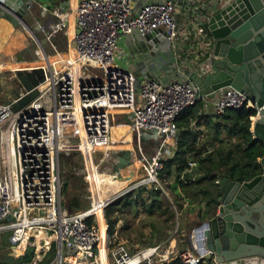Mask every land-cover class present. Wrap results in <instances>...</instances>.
I'll use <instances>...</instances> for the list:
<instances>
[{"label":"built area","instance_id":"built-area-1","mask_svg":"<svg viewBox=\"0 0 264 264\" xmlns=\"http://www.w3.org/2000/svg\"><path fill=\"white\" fill-rule=\"evenodd\" d=\"M49 3L39 0L37 6H30L35 5L40 15L55 20L46 29L39 26L45 30L46 41L67 27L64 3L52 7ZM206 8L205 0L193 5L189 0H163L134 12V0H78L73 10L72 38L78 83L74 82L73 64L57 69L45 63L42 49L35 46L34 55L44 71V80L35 87L37 97L24 108L13 110L12 105L27 94L16 84L14 91L19 97L13 95L8 103L0 102V235H7L12 252L20 249L16 259L31 248L32 257L24 264H39L55 247V264H98L100 237L94 225L95 204L75 212L61 206L59 160L70 152L64 146L71 140L60 135L62 119L71 117L80 125L86 145L102 149L111 144L115 114H127L132 142L135 139L147 168L132 189L150 187L164 193L159 173L167 158L165 150L173 148L167 140H177V119L185 109L209 103L215 117L243 107L255 110L238 90L223 87L210 97L189 80L191 74L205 78L213 73L212 38L202 11ZM177 9H183L181 20L176 18ZM157 30L164 31L174 63L164 74L137 81L123 60L121 44L128 36ZM91 90L96 93L89 95ZM109 110L121 112L110 114ZM255 117H249L250 125ZM150 131H156L162 139L148 160L139 139L143 132ZM110 154L108 150L100 161ZM195 167L196 163L188 162L186 171ZM109 203L110 198L104 200L101 211ZM106 236L109 264H168L175 258L182 264H221L209 252L186 249L176 253L170 246H151L131 253L114 239L115 235Z\"/></svg>","mask_w":264,"mask_h":264},{"label":"water","instance_id":"water-1","mask_svg":"<svg viewBox=\"0 0 264 264\" xmlns=\"http://www.w3.org/2000/svg\"><path fill=\"white\" fill-rule=\"evenodd\" d=\"M198 1L189 0V5ZM38 2L0 0V20H5L12 27V33L19 30L32 40L31 45L16 54L18 61H35L32 47L42 49V33L38 32L37 27L28 25L31 19L29 7L33 3L37 6ZM205 3L207 8L202 11L212 38L213 73L205 78L191 74L189 80L210 97L213 91L223 87L244 93L255 109L256 117L250 125V133L264 149V0H205ZM156 39L163 43L166 58L162 57L161 67L157 70H141L135 65L137 74L147 77L157 75L174 63V55L163 30L138 38L142 53L146 55L154 51L150 44ZM15 76L17 85L27 92L12 105L13 110L18 111L37 97L35 87L44 80V71L42 68L29 72L16 71ZM13 95L19 97L14 90ZM8 102L6 100L4 103ZM161 139L162 136L156 131H150L143 132L139 141L140 144L142 140L157 143ZM133 144V150L113 151L116 157L111 165L114 175L119 176L123 169L142 159L135 141ZM105 163L101 162V165ZM258 163L257 172L248 181L236 182L227 177L218 181L220 196L213 213L187 235L194 252H209L221 264H246L247 260L253 258L264 260V154Z\"/></svg>","mask_w":264,"mask_h":264},{"label":"crops","instance_id":"crops-1","mask_svg":"<svg viewBox=\"0 0 264 264\" xmlns=\"http://www.w3.org/2000/svg\"><path fill=\"white\" fill-rule=\"evenodd\" d=\"M49 5L57 6L59 3H64L66 13L71 11V7H75L78 0H49ZM163 0H134V12H137L142 6L148 5V4H157L161 3ZM35 7V6H34ZM33 6L29 8V12L31 14V10L34 8ZM73 11V10H72ZM182 13L183 9H177V19H182ZM38 19H35L31 14V19L28 25L30 27H37V30L39 33H42L41 44H42V51L44 53V59L45 63L54 64L55 66H61L59 69H63L64 66L69 64V60H67V56L69 53V49H72L74 51L73 47V34H74V24L69 25V21L67 19V27L65 30H61L59 33L52 36L50 41H46L45 35L43 33V30L38 27V25L41 23L44 29L50 24L54 23V18H52L50 15L42 16L39 14L38 11ZM5 22V21H4ZM6 26V23H4ZM4 25L0 27V46L3 44V40L7 39V27ZM15 30L13 33H15ZM21 35L17 39V44L19 45V49H17L14 52V56L16 57V54L22 50L25 47L26 37L23 35L21 31H19ZM27 37L30 36L27 35ZM40 37V36H39ZM140 36H128L123 43L121 44L120 49L122 50L123 54V60L127 66L131 68L133 71V74L135 75L137 81L146 77L141 74H137L135 72V65L137 68L144 70L146 68H153L155 70L160 69L161 67V59L164 57L165 52L163 49V43H161V40L156 39L153 41L150 45L154 51L147 52L146 55L142 53V46L140 42L138 41V38ZM31 40V39H30ZM32 42V40H31ZM35 49V48H34ZM33 50V49H32ZM34 51V50H33ZM152 52V53H151ZM7 60H11L10 58L5 57ZM166 58V57H164ZM4 56L0 53V61H3ZM142 61V64L140 62ZM6 62L0 63V102H6V100H9L11 97H13V90L16 86L15 81V72L16 71H27L32 68H39L42 65V62H39L36 58L35 61H21L22 66L24 65L26 69H17L16 71H12L11 67L16 64H12L7 66L5 64ZM19 64V63H18ZM20 68V64H19ZM75 72V71H74ZM164 70L159 73L164 74ZM75 83L79 82V73L75 72ZM158 75V74H157ZM10 85V91L8 89H4V86ZM12 86V87H11ZM77 99V95H76ZM75 104L77 105L78 102L76 101ZM110 114H115L121 112L120 110H109ZM191 117L186 121L183 122L179 128L178 131V138L176 141L172 142L170 139L167 141L173 145V148H168L166 151L167 157L170 155L173 156V154L178 151L176 150L177 146L183 145L184 139L189 138L186 140L189 141L191 137L195 136L196 139L194 141L195 148L199 149L201 151L200 158H204L206 154L213 152L217 147L218 143L214 142V138L216 136V132L212 129V124L219 123L221 124L220 127V136L224 140L222 145H225L227 142V136L225 133V130L223 129V120L220 119H214V115L212 113V108L209 103L207 104H199L195 106L191 111ZM76 117H78L79 112L76 111ZM120 115H126L127 114H120ZM115 120V119H114ZM76 130L79 134L80 141L74 142L70 140V144H62L64 147H71L72 149L79 147L82 151V154L84 155V160L86 164V169L90 172V192L92 191L95 202H104V200L109 199L110 197V203L116 204L115 208L116 211L114 212V217H116V223L114 232L111 235L117 242L124 243L129 249L131 253H136L144 248H148L151 246H170L173 247L175 252H181L186 249H191L189 246V242L187 241V235L189 232L195 228L200 223L206 221L207 215H210L213 213L215 206L209 205L208 202H206L205 199H203L200 194H198V188H196L194 185L189 188V190L185 191L187 194L183 193L177 183L174 181V171L171 172L170 177L167 178L166 184L167 188L164 189L163 192L159 191H153L150 187H136L132 189V187L138 182L137 180L144 177L141 175L140 172V164L141 160H138L134 165L133 168L129 169V167L126 168L127 173L124 177L123 175L114 176V174L109 173H102L98 169L100 168L101 162L104 161H98V168H93V158L96 155V151H91L90 147L86 145L84 137L82 135L80 125L75 124ZM131 133L128 125H111L110 130V139L111 143H120V142H127L131 143L132 138L130 141H124L122 138L126 136V134ZM233 141V138L231 139ZM61 145V147H62ZM107 147V148H106ZM102 149H97L101 155L105 154L108 151V146H106ZM77 153V151H76ZM78 153H81L78 151ZM107 157V156H106ZM185 158L188 160V162H194V152L188 153ZM197 167V163H196ZM193 168L190 172L184 170L183 174L188 175L189 182H195L197 179L204 178L203 176H199L197 173V168ZM125 170V169H124ZM89 172H87V175L89 176ZM98 172L102 173L103 176H99L100 178H95L94 175L98 176ZM147 172V170H146ZM146 174V173H145ZM183 174H181L179 180H183L185 177H182ZM105 175H111L114 178H116L118 181H128L129 188L126 189L125 187H119V188H113L111 190H107V184ZM221 179V178H220ZM218 179V181L220 180ZM217 181V183H218ZM194 184V183H193ZM163 187V186H162ZM171 190V193H173L174 196V202H181V206L179 205L177 207V215H179V219L182 221V237L180 240H174L171 242L169 240V234H168V225H167V213L160 214L159 210L155 209L152 213H148L147 210H150L151 203L152 202H160L161 207L169 208L167 205L168 200L167 198V191ZM164 194V196H163ZM114 195V196H113ZM81 197V196H80ZM126 197L128 198V201H126ZM165 197V198H163ZM178 200V201H177ZM94 202V203H95ZM120 202H136L135 204L130 205L127 209H119V203ZM156 205V204H155ZM87 209V208H86ZM83 210V209H81ZM124 211L128 214V218L122 217ZM102 218L104 220V210L102 211ZM95 219V218H94ZM96 222V221H95ZM97 226L98 223L96 222ZM106 224V222H105ZM106 233H107V224H106ZM108 234V233H107ZM110 235L109 237L112 238ZM105 237L107 238L106 234ZM107 244V242H106ZM106 244L104 246V255L106 256ZM100 248V247H99ZM102 252V249L100 248V254ZM99 254V255H100ZM264 260L262 259H250L246 261V264H264ZM104 264H109L108 259L104 262ZM236 264V263H232Z\"/></svg>","mask_w":264,"mask_h":264},{"label":"trees","instance_id":"trees-1","mask_svg":"<svg viewBox=\"0 0 264 264\" xmlns=\"http://www.w3.org/2000/svg\"><path fill=\"white\" fill-rule=\"evenodd\" d=\"M199 105V104H198ZM197 106V105H195ZM189 107L185 109L177 119V125L181 126L183 122H186L190 117V111L195 107ZM254 116V111L246 109L245 107L239 110H228L222 116L214 117V119H222L223 129L225 130L227 142L222 145L224 140L220 136L221 124L213 123L212 129L216 132L214 142L218 143V147L211 153L206 154L204 158H200L201 151L194 146L195 136L191 137L189 141L184 139L183 145L177 146L173 156L170 155L163 161V168L159 173V182L166 189L168 186L166 180L170 177L171 172L174 171V181L177 183L181 191L187 194L185 191L189 190L192 185L198 188V194L208 202L209 205H216L217 198L220 196L218 179L227 177L231 181L244 182L251 179L259 168L258 160L263 156V146L252 138L250 133V120L249 117ZM116 125H129L128 116H118ZM233 138V141L231 140ZM194 152L193 161L197 163V173L199 176H203L202 179H197L195 182H189L188 175L183 174L185 169H188L187 159L185 156L188 153ZM181 174L185 177L183 180H179ZM90 177V172H89ZM107 190L113 188L125 187L128 185V181H118L111 175H105ZM194 183V184H193ZM65 189H67L65 187ZM65 191V190H64ZM126 201L128 198L126 197ZM136 202H120L119 209H127L130 205ZM148 213H152L155 209L159 210L160 214L167 213L169 216H173L168 208H162L160 202H152ZM156 204V205H155ZM88 202L82 201L79 195H72L65 193L64 204L61 203L63 208H66L70 212L85 207ZM116 204L108 205L104 209V220L107 224V233L112 235L115 228L116 217H114L112 209ZM96 222L100 228V219L97 218ZM90 224V222H88ZM105 235L101 239L100 248H104ZM32 257V249L28 248L23 256L17 261L20 263H27ZM168 264H182L179 258L173 259Z\"/></svg>","mask_w":264,"mask_h":264},{"label":"rangeland","instance_id":"rangeland-1","mask_svg":"<svg viewBox=\"0 0 264 264\" xmlns=\"http://www.w3.org/2000/svg\"><path fill=\"white\" fill-rule=\"evenodd\" d=\"M31 14L35 19L39 18L38 9L36 6L31 10ZM25 37H26L25 46L31 45V40L29 39V37H27L26 34H25ZM32 48L34 50L35 47H32ZM33 53H34V51H33ZM31 61H34V60H31ZM93 72L98 73L96 70L95 71L93 70ZM4 89L5 90L8 89L10 91V89H11L10 85H9V87L4 86ZM118 116H120V114H115V120L113 121V124H115L118 121ZM76 127L77 126L75 125V122L73 119H71V117L66 118V119H62L61 126H60V128H61L60 135L66 137V138L71 137L70 138L71 141L77 142L79 140V134L76 130ZM134 141H135V139H133V142ZM132 146L134 147L135 144H133ZM158 146H159V142L156 143L155 141L142 140L141 148H142V152L144 154V157H146L149 160V158L157 152ZM69 151L70 152H67V154L65 156H61V158L59 160L61 183H62L61 203L64 204L65 193L72 194V195H79V197L81 196L80 198L82 201L88 202V205L85 207L80 206V208H77L74 211H79L81 209H86V208L89 209L91 206V203L95 202L94 201L95 198H94L92 191L90 192V187H91L90 186V180H89V176L87 175V172L84 169L83 155L81 153H78V152L76 153V150H73V149H70ZM118 151L119 150H117L116 152H118ZM114 153L115 152H113V154H110L109 158H107L105 160L106 163L103 164L102 166H100V168L98 169L100 172L113 174L111 165L116 160ZM99 158H100V156L98 155L96 157V162H94V164L97 165ZM134 164H131L129 166V169L133 168ZM146 170H147L146 163L144 162L143 157H142L141 164H140L141 175L144 176L146 173ZM126 173H127L126 168H125V170L123 169L121 171V175H123L124 177L126 176ZM114 176H116V175H114ZM65 187L67 189H65ZM129 187L130 186L128 184L126 186V188L128 189ZM167 194L168 195H167L166 200L169 201V202H167V205L170 208L169 211L171 212V214H173V216L167 215V219H168L167 225H168V234H169L168 236H169V240H171V242H173L174 240H177V239L180 240L182 237L181 236L182 235V232H181L182 226L181 225H182L183 220H180L179 219L180 216L177 215V207L181 204V202H174L175 201L174 200L175 195H173V193H171V190L167 191ZM163 196H164V194H163ZM163 198H165V197H163ZM116 209L117 208L112 209L113 214L116 211ZM122 217H124L125 220H126V218H128V214L126 213V211H124ZM97 218L98 217H96V219ZM103 223H104V234H106V231H105L106 230V224L104 221H103ZM94 225L97 226L96 222H94ZM97 228L99 229V226H97ZM106 242H107V238L105 237V243L103 245H105ZM18 253L19 252L16 253V250H14L12 252L10 246L7 244V235L6 234L0 235V264H18L19 262L17 260L19 258L16 259L14 257V256H17ZM54 256H55V247H53V250H51L50 253L39 264H55ZM20 264H24V263H20Z\"/></svg>","mask_w":264,"mask_h":264},{"label":"bare ground","instance_id":"bare-ground-1","mask_svg":"<svg viewBox=\"0 0 264 264\" xmlns=\"http://www.w3.org/2000/svg\"><path fill=\"white\" fill-rule=\"evenodd\" d=\"M76 5H77V3H76ZM76 5H75V7H71L70 6V8H71L70 10L71 11H69V12H67L65 14V17L69 21V25L70 24L73 25V11L72 10H74L76 8ZM4 21L5 20H2V19L0 20V27L3 26V25L5 26L4 23H6L5 27H7V31L6 32H7L8 37H7V39L3 40V44L0 46V53L4 56L3 61H0V63L6 62L5 64L7 66L12 65V64H16V65H13V67H11L12 71H16L17 69H26V68H23L25 66L24 65L22 66L21 61L16 60V57L14 56V52L17 49L20 48L19 45L17 44V39L21 35V33L19 31H16L15 33H12V27L6 21L5 22ZM5 57L10 58L11 60H7ZM67 60H69L70 64L74 65V67H73L74 71L78 73L77 68L75 67L76 66V61H75L74 51H72V49H69ZM18 63L20 64V68H19V64ZM66 66H64V68H66ZM59 67H61V66H56L57 69H59ZM95 93H96V91L91 90L89 92V95H94ZM131 138H132V135H131V133H129V134H126V136L124 138H122V140L130 141ZM64 148L72 149L71 147H64ZM108 149L110 150V152L117 151V150H133V146H132L131 143H127V142L111 143L108 146ZM73 150H78L82 154V151H81V149L79 147L74 148ZM90 150L91 151H96V155L97 156L99 155L100 156L99 160H101L102 155H101V153L98 152L97 149L90 148ZM97 156H95L93 158V168H94V170L98 166V165L94 164V162H96V157ZM107 158H108V156H107ZM83 159H84V155H83ZM84 169H85L86 172H89L86 169L85 160H84ZM94 176H95V178H100L99 176H103V174L102 173H98V176L97 175H94ZM103 204H104V202L102 201V202H95V205H94L95 206V212H96V215H95L94 218H95V220H96V217H98L100 219V228H99L100 242H99V246L98 247H100L101 239L105 235L104 234V223H103L102 211H101V208L103 207ZM38 240H39V238H38ZM101 249H102L101 254H100V248H99V252H98V255H97V263L98 264H104V262L107 260V258L104 255V248H101ZM15 250H16V253L17 252H19V253L21 252L20 249H15ZM84 264H87V263H84Z\"/></svg>","mask_w":264,"mask_h":264}]
</instances>
